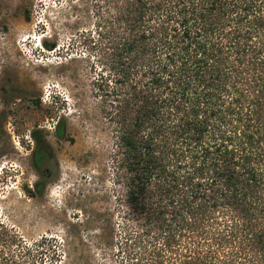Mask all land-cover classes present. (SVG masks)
Here are the masks:
<instances>
[{
    "label": "trees",
    "instance_id": "trees-1",
    "mask_svg": "<svg viewBox=\"0 0 264 264\" xmlns=\"http://www.w3.org/2000/svg\"><path fill=\"white\" fill-rule=\"evenodd\" d=\"M97 3L110 81L96 86L130 227L121 264H214L226 245L231 263L264 259V0ZM31 136L45 180L52 155Z\"/></svg>",
    "mask_w": 264,
    "mask_h": 264
},
{
    "label": "rangeland",
    "instance_id": "rangeland-1",
    "mask_svg": "<svg viewBox=\"0 0 264 264\" xmlns=\"http://www.w3.org/2000/svg\"><path fill=\"white\" fill-rule=\"evenodd\" d=\"M97 4L0 0V264H121L130 227L96 86L101 74L110 81ZM58 120L66 139L55 136ZM36 130L52 155L45 180L32 164ZM217 252L214 264H234L228 245Z\"/></svg>",
    "mask_w": 264,
    "mask_h": 264
}]
</instances>
